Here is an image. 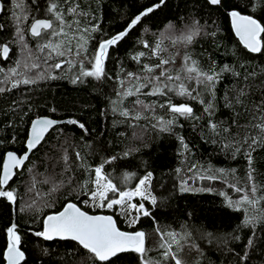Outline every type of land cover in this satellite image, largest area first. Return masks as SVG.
<instances>
[{"label": "trees", "instance_id": "trees-1", "mask_svg": "<svg viewBox=\"0 0 264 264\" xmlns=\"http://www.w3.org/2000/svg\"><path fill=\"white\" fill-rule=\"evenodd\" d=\"M0 1L4 5L0 14V46L7 44L11 49L7 59L0 54V88L4 89L0 92V172L6 152L25 151L33 119L48 116L79 122L54 128L5 188L15 192L16 201L0 197V264L4 263L8 242L6 230L13 223L18 226L21 250L25 253L21 264H102L73 241H45L34 235L43 230L47 215L60 211L69 202L90 214L113 216L122 231H144L149 249L146 255L154 264H174L171 259L164 261L157 228L163 233L178 234L180 249L173 244V251L178 252L183 264H264V219L244 223L245 217H264V199L255 207L235 204L245 192L254 199L264 197V132L258 127L264 124V51L252 53L244 48L232 31L228 15L239 5L238 10L247 9L244 14H252L264 24L258 0H252L251 5L248 0H222L223 7L207 0H164L124 40L109 48L104 78L81 77L82 82L76 83L73 80L81 71L90 70L99 43L124 31L132 18L159 0ZM53 2L69 23L78 22L79 31L90 30L86 32V51L78 58L67 57L75 66L65 64L52 70L55 79L48 78L47 66L43 65L49 50L40 53L38 45L43 41L29 34L34 19L52 18L47 8ZM18 3L21 8L16 7ZM73 4H79L77 15L68 12ZM20 15L27 19L18 24L16 16ZM196 21L200 33L186 44L182 37ZM18 27L23 30L22 42L16 35ZM93 28L97 30L92 31ZM75 29L73 24L72 31L78 40L81 33ZM161 36V47L166 49L162 56L174 60L167 66L173 75L182 67L187 54L202 71L218 73V80L212 92L195 81H185L190 90L195 89L194 96L200 93L197 99L171 92L168 97L141 95L139 98L153 105L154 111H142L139 106L133 109L132 101L137 97L118 95L124 91L120 81L127 88L128 72L148 75L140 71L141 65L151 66L158 58L141 41L154 47ZM141 51L146 53L145 57L140 61L133 59ZM36 57L41 59L36 61ZM62 59L65 58L55 57L48 63ZM34 61L42 64L41 69L26 74L35 77L44 71L45 78L13 88L12 83L23 76L6 79L9 70L19 64L18 71L24 73V64ZM225 65L229 71H224ZM169 98L173 104L191 105L195 118L174 116L167 106H159ZM114 102H119L118 108ZM209 102L213 104L210 112L205 111ZM123 109L140 110L144 118L124 117ZM158 117L175 122L168 131H162ZM113 156L114 161L105 163ZM102 163L104 173L124 191L133 190L140 178L152 174L150 191L156 204L136 200L144 203L151 216L141 215L132 226L129 220L137 215L135 212L121 213L119 206H90L94 169ZM125 174H134L127 183L121 179ZM210 176L216 178L209 179ZM253 184L257 188L255 193L251 192ZM236 187L244 191L237 192ZM109 197L118 198V194L109 193ZM113 260L115 264H142L134 252L119 254Z\"/></svg>", "mask_w": 264, "mask_h": 264}, {"label": "snow or ice", "instance_id": "snow-or-ice-1", "mask_svg": "<svg viewBox=\"0 0 264 264\" xmlns=\"http://www.w3.org/2000/svg\"><path fill=\"white\" fill-rule=\"evenodd\" d=\"M67 2V0H65ZM211 5L223 7L222 0H209ZM249 5L252 4V0H248ZM164 4V0H159L158 3L145 9L139 15L132 18L127 25L126 29L116 35L99 43L98 50L92 57L91 68L87 71H81L79 75L75 77L73 83L82 82L81 77H94L97 80L105 77V61L108 56V50L110 47L117 45L120 41L124 40L128 36L129 32L141 23L142 19L148 16L150 13L160 8ZM258 5L262 12H264V0H258ZM17 8H21L22 5L19 3L16 5ZM239 9V5L233 7L228 15L231 18L232 26L235 30L236 35L243 42L244 47L252 53H260L264 51V24L260 22L252 14H244L247 9ZM79 10V4H73L68 8V12L72 15H77ZM4 11L3 3H0V12ZM47 11L52 15L50 19H34L30 25L29 31L33 37H39L43 43L38 45V51L44 53L45 50H49L47 55L43 57V65L47 66L49 72L48 78L55 79L56 77L51 75L52 70H59L65 64L75 66L71 59L67 57H80L82 52L86 51L87 40L84 35H80L79 39L76 40V44L73 45V39H75L73 24H76L75 31H79V24L77 21L69 23L65 19V13L59 10V5L55 2L51 3ZM15 15V13H14ZM18 24L26 20L27 17L24 15L16 16ZM198 21L194 22V27L191 31L185 34L182 39L184 43H192L195 36L199 35L200 28L196 27ZM2 28V25H0ZM92 31L97 30L96 28L91 29ZM88 28L83 29V32H89ZM147 31V29H145ZM16 35L20 38L21 42L24 39L23 30L17 28ZM63 37V39H57ZM164 37L161 36L159 43H156L153 47L147 41L142 40L143 47L148 49L149 52L158 58V62L149 66L142 64L140 71L147 73V76H141L138 73L128 72L127 78L129 81V87L125 88L124 81H120V87L124 91L118 95L121 97H132L137 98L132 101L133 109L139 106L142 111H154L153 105L145 104L139 97L145 96H164L168 97L169 93H173L178 96L188 97L191 99H197L200 95L199 92L193 95L195 89H191L187 86L185 81H195L196 85H203L204 90L212 92L214 85L218 80V73H209L202 71L196 61L191 56L185 54L183 57L182 67L173 75L172 70L167 66L174 62L173 58H164L162 53L166 51L161 44L163 43ZM25 48L27 45L25 44ZM11 51L7 44L0 46V53L4 59L8 58V54ZM146 53L141 51L133 59L140 61L141 58L145 57ZM29 56L32 53L29 52ZM55 57H64L65 59L59 60L56 63L49 64V60ZM41 57H36V61H39ZM32 62L31 64L25 63V72L21 73L18 71L19 64L15 68L9 70V74H6V79L15 77L17 75L23 76L22 80H15L12 83V87H18L21 83L33 84L39 79L45 78V72L40 71L35 77H29L26 73L35 69H41L42 64L39 62ZM82 66V63H81ZM229 67L225 65L224 71H229ZM3 70L0 69V72ZM142 89H149L147 92H143ZM4 91L0 88V92ZM200 103H204L200 100ZM116 108L119 107V102H114ZM160 107L167 106L168 110L174 114V116L182 117H194V111L191 105L188 103L173 104L171 99H167L164 103L159 105ZM114 108V110H116ZM213 108L211 102L206 106L205 111H209ZM54 111V109H53ZM142 111H132L129 109H123L121 115L124 117H131L134 120L144 118ZM158 124L162 131H168L174 119L164 120L163 117H158ZM63 123L51 118H38L31 124L30 136L27 139L26 147L27 152L21 156H18L14 152L7 153V159L3 164V175L0 176V197H5L8 201L15 203L16 194L13 190H5L9 181L13 178L16 173L14 169L22 168L25 165V161L29 160V154L32 150L36 149L46 134L53 129L56 125ZM68 123L78 124L76 120H70ZM80 128H84L83 124H79ZM211 127L215 129L216 125L212 124ZM261 131L264 132V124L259 125ZM253 143H257L253 140ZM187 148V145L184 146ZM79 157V153L76 154ZM127 155V153H125ZM65 159H67L65 157ZM116 159L115 156L109 158L105 163H111ZM249 163L251 164V154H249ZM104 164L97 166L94 169V179L92 183L94 185L93 190H90L89 196L92 207L113 209L115 206L120 207L121 213L127 214L135 212L133 218L129 220L130 225L134 226L139 222L140 216H151L148 209L145 208L144 203H132L133 198L139 197L141 200H150L152 205L156 204V197L152 195L150 191V183L152 174L149 172L138 180V184L133 190H121L113 180L110 179L104 173ZM223 172L224 170H219ZM134 174H125L121 179L123 183H127L133 178ZM209 179H215L216 177L210 176ZM249 179H251V172H249ZM235 187V186H233ZM55 190V189H54ZM186 190V189H183ZM237 192H242L244 189L236 187ZM257 191L256 186L253 184L251 192ZM109 193L118 194V198H110ZM250 197L246 192L240 201L235 202L236 205L248 204L255 207L260 203V200ZM89 203V201H84ZM233 201L229 200V204L233 205ZM257 219H264V217H245L244 223L252 224ZM17 224L13 223L7 228V247L5 252V258L7 264H21L25 260V253L21 250V235L17 231ZM157 233L160 236V243L158 247L163 249L162 256L164 261L171 259L174 264H183L181 258H179L178 252L173 251V244L180 249V239L177 238L178 234L175 232L163 233L157 228ZM35 236L43 238L44 240H71L77 242L84 250H87L97 261L102 264H115L113 258L119 256V254L134 252L139 255L142 260V264H154L147 257L148 248L146 247V233L144 231L127 232L122 231L117 226V221L113 216L110 215H90L87 211H83L75 203H67L62 211L54 214L47 215L43 222V230L34 233ZM190 235V234H188ZM167 237L168 239H165Z\"/></svg>", "mask_w": 264, "mask_h": 264}, {"label": "water", "instance_id": "water-1", "mask_svg": "<svg viewBox=\"0 0 264 264\" xmlns=\"http://www.w3.org/2000/svg\"><path fill=\"white\" fill-rule=\"evenodd\" d=\"M208 2H209V0H207ZM0 3H1V1H0ZM0 14H1V12H0ZM229 19H230V25H231V28H232V31H233V33H234V35H235V37L239 40V42H240V44L244 47V44H243V42L240 40V38L236 35V33H235V30H234V28H233V26H232V22H231V18H230V16H229ZM32 24V23H31ZM30 28V27H29ZM29 33H30V31H29ZM30 35H31V33H30ZM32 36V35H31ZM245 48V47H244ZM247 49V48H246ZM248 50V49H247ZM249 51V50H248ZM250 52V51H249ZM1 55H2V53H1ZM3 57V56H2ZM38 118H51V117H48V116H39V117H37V118H35V119H33L32 120V122L34 121V120H36V119H38ZM51 119H53V118H51ZM55 120H57V119H55ZM58 121H62V120H58ZM32 122L30 123V126H29V129H28V134H27V139L29 138V136H30V129H31V124H32ZM63 123H68V121H63ZM63 123H60V124H63ZM60 124H58V125H60ZM58 125H56L54 128H56ZM53 128V129H54ZM53 129H51L47 134H46V136H45V138H44V140L46 139V137L53 131ZM27 139H26V142H27ZM26 142H25V151L23 152V153H21V154H17L18 156H21V155H23V154H25L26 152H27V147H26ZM42 143H43V141H42ZM41 143V144H42ZM40 144V145H41ZM39 145V146H40ZM38 146V147H39ZM37 147V148H38ZM36 148V149H37ZM36 149H34V150H32V152L33 151H35ZM8 152H13V151H8ZM8 152H6L5 153V155H4V158H3V161H2V164H1V172H0V176H2L3 175V164H4V162L6 161V159H7V153ZM31 152V153H32ZM15 153V152H14ZM31 153L29 154V156L31 155ZM27 163V161H25V164ZM25 166V165H24ZM23 166V167H24ZM23 167L22 168H19V169H14V172L17 174V171H20V170H22L23 169ZM15 177H16V175H14L13 176V178L9 181V184L7 185V186H9L11 183H12V181L15 179ZM6 186V187H7ZM72 203V202H71ZM66 206V205H65ZM64 206V207H65ZM63 207V208H64ZM63 208L60 210V211H62L63 210ZM59 212V211H58ZM57 213V212H56ZM52 214H54V213H52ZM90 214V213H89ZM50 215V214H49ZM90 215H109V214H103V213H100V214H90ZM111 216V215H110ZM46 218V217H45ZM45 218H44V220H45ZM44 222V221H43ZM54 240H60V241H71V240H61V239H59V238H57V239H54ZM54 240H50V241H54ZM45 241H49V240H45ZM73 242H75V241H73ZM75 243H77V242H75ZM78 244V243H77ZM5 252H6V250H5ZM5 252H4V263L3 264H7V260H6V258H5ZM22 263V262H21Z\"/></svg>", "mask_w": 264, "mask_h": 264}, {"label": "rangeland", "instance_id": "rangeland-1", "mask_svg": "<svg viewBox=\"0 0 264 264\" xmlns=\"http://www.w3.org/2000/svg\"><path fill=\"white\" fill-rule=\"evenodd\" d=\"M79 33H81V35H84V37L86 38V40H87V35H86V32H83V31H78ZM80 35V34H79ZM76 41V38L75 39H73V42H75ZM4 45V44H3ZM1 54V53H0ZM136 200L137 201H143V200H141V198H139V197H135V198H133V200H132V203H136ZM150 201V200H149Z\"/></svg>", "mask_w": 264, "mask_h": 264}, {"label": "flooded vegetation", "instance_id": "flooded-vegetation-1", "mask_svg": "<svg viewBox=\"0 0 264 264\" xmlns=\"http://www.w3.org/2000/svg\"><path fill=\"white\" fill-rule=\"evenodd\" d=\"M31 25V24H30ZM30 34V33H29Z\"/></svg>", "mask_w": 264, "mask_h": 264}]
</instances>
